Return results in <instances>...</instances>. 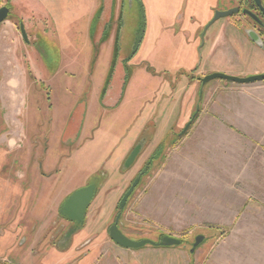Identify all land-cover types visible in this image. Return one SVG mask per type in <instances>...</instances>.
<instances>
[{
    "label": "rangeland",
    "instance_id": "obj_1",
    "mask_svg": "<svg viewBox=\"0 0 264 264\" xmlns=\"http://www.w3.org/2000/svg\"><path fill=\"white\" fill-rule=\"evenodd\" d=\"M142 1L146 29L126 71L119 62L135 43L140 10L135 7L123 18L112 87H120L124 75H128V88L124 92L126 85L123 87L121 103L111 108L102 104L99 95L110 74L114 44L111 48L108 43L98 46L88 37L93 0H0V7H10L8 18L0 23V148L6 152L17 147L9 155L11 162L7 159L5 163L0 156V176L7 172L9 163L23 156L18 160L20 171L11 167V174L4 177L18 188L24 177L19 172L23 173L26 163L31 165V176H26L24 183L29 182L34 191L35 217L47 224L50 218L42 215L45 205L51 204V215L59 218V201L103 165L109 170L100 168L99 178L95 179L99 191L90 207L98 226L107 230L118 211L121 195L131 181H137L121 215L126 236L157 242L163 235H171L181 238L182 244L171 247L183 246L180 252L150 244L138 249L123 248L128 255H118L119 249L112 246L107 258L122 256L128 264H239L244 256L251 259L259 251L228 248L229 243L242 241L243 233L237 232L238 219L234 217L238 202H221L219 192L210 193L209 187L190 184L188 177V146L199 123L195 122L197 116L179 135L197 109L205 113L212 85H207L201 99V85H196L195 99L191 89H184L178 108L174 109L172 104L167 107L175 112V117L165 121L166 117H161V98L168 89L160 72L169 71L174 76L179 68L194 69L198 66L196 61H201V67L206 69H252L264 67V57H259L255 46L248 44L244 29L251 22L241 15L221 18L205 32L208 22L202 23V15L211 13L210 9L217 8L218 3L220 8L229 6L226 0ZM117 2L118 10L126 4V0ZM181 6L185 7L182 13L187 23L180 29L175 23L179 14L176 10ZM19 21L26 28V41L20 35ZM227 21L228 29L224 28ZM117 26L108 27L107 34L114 28L113 35L117 37ZM84 102L87 112L81 117ZM146 124L153 132L149 130V140L135 163L127 170H114L119 156ZM157 139L161 142L160 151L150 168L141 170L146 157L156 150ZM39 165L45 171H58L49 179H42ZM250 234L245 236L253 241L257 235ZM104 235L101 233L95 240L102 242L96 245L91 263L106 247L108 250L107 245H114ZM198 236L204 239L189 256ZM67 256L68 253L52 251L34 257L33 262L63 264L70 260ZM74 262L75 258L69 264Z\"/></svg>",
    "mask_w": 264,
    "mask_h": 264
},
{
    "label": "crops",
    "instance_id": "obj_2",
    "mask_svg": "<svg viewBox=\"0 0 264 264\" xmlns=\"http://www.w3.org/2000/svg\"><path fill=\"white\" fill-rule=\"evenodd\" d=\"M92 4L88 37L98 46L108 43L109 48H111L114 39V28L109 34H107V29L112 25L114 27V21L118 13V2L117 0H93ZM27 9L29 10L30 8L28 7ZM184 9L185 7L181 6L176 10L179 13L177 15L179 18L177 17V19L181 25L185 22L184 13H182ZM207 10H209L208 7ZM209 16L210 13L207 12L202 15V23ZM97 26H103L102 40L99 43H95L92 39ZM28 60L30 68H32L33 60L30 54ZM214 71L246 76L262 73L264 68L231 70L217 67L204 69L199 65L196 74ZM184 75L181 76L175 88L167 85L168 92L162 94L163 109L161 117H166L165 121H170L175 117V112L168 110L167 107L172 104L174 109L178 108L184 89H191L193 99H195L196 85H203L200 89L201 99L204 97L207 85H212L211 92L206 97L205 113H202V111L199 113L198 110L195 122L199 123L195 126L189 140V163L187 169L190 184L209 187L210 193L219 192L221 202H238L236 203L237 210L234 215L238 219L236 229L237 232L243 233L244 236L242 235V241L239 243H229L228 248L232 250L259 251L253 254L251 259H246L243 255L244 258L241 259L239 264H264V81L237 84L214 79L221 83H215L212 80L205 84H200L196 80H188ZM101 87L99 100L106 107L115 108L121 103L128 85H126L118 102V93L113 91L112 94L110 90L106 93L105 84ZM74 105L75 103L72 107ZM82 131L81 128L78 136L81 135ZM124 152L119 156V161ZM234 193H236L237 197H230ZM251 219L253 220L251 221ZM250 233L257 235L253 241H249V235L245 236V234ZM107 246L108 250L106 247L105 251H102L101 255L95 258L92 263L90 259L93 255L95 256L97 247L95 244L90 246L89 253L81 260L82 262L80 261V264H128L126 258L122 256L119 258H107V251L114 247L119 249L118 255L122 252L124 255H128L123 248L115 244ZM182 247L164 248L179 249L177 252H180ZM91 249L92 252H90ZM188 254L193 256V253Z\"/></svg>",
    "mask_w": 264,
    "mask_h": 264
},
{
    "label": "flooded vegetation",
    "instance_id": "obj_3",
    "mask_svg": "<svg viewBox=\"0 0 264 264\" xmlns=\"http://www.w3.org/2000/svg\"><path fill=\"white\" fill-rule=\"evenodd\" d=\"M231 1L236 2V3L234 4ZM225 2H227L229 6H226V7L224 6L220 8V5L218 3L217 8L210 9L211 10L210 16L204 23L210 22L216 10L223 11V10H228L231 8H237L238 9L237 12L233 13L232 15L228 17H223V18L226 20V18L235 16V15H241L242 18L249 20L251 22V26L244 29L246 39L249 42L248 44L255 46L256 49L254 52L255 53L257 52L259 57L261 56L264 57V12L262 11L261 7L256 3L255 0H226ZM260 4L262 7H264V0H260ZM135 7L136 6H133V9ZM127 9H128L127 4L121 5V7H119L117 17L114 21V27H115V24L118 25L116 28L117 37H115L114 35V39H113V44H114L113 49L115 50L114 51L115 52L114 66H113V71H112L110 80L106 84V85H111L108 89L112 93L113 91L116 92V89H117V87L116 89H113L112 79L114 78L113 75L116 69V64H117L116 61H117L118 52L120 49V45H119V41H121V38H120L121 31L120 30L124 23L123 18L126 17L129 13ZM143 9L145 11V7H143ZM243 10L250 11L255 16V18L249 14L244 13ZM218 20H216L215 22H217ZM20 23L23 24V22L19 21V26H20ZM208 23L206 25L205 32H206V29H208L213 24L211 23L208 25ZM229 23L230 22L228 21L225 22L224 28L228 29ZM235 23H237V21H235ZM175 24H177L180 29L183 26L178 21V19ZM233 26L236 29L239 27L237 24ZM145 27H146L145 12L144 13L142 12L140 28L138 32L136 33V37H135L136 40L133 45V48L130 51L128 57L123 59L121 62L122 68H124L125 71H126L127 66L129 65L130 58L132 57L134 53H136L138 49L137 45H139L138 43L141 41L145 33V29H146ZM185 27L186 26H184V28ZM23 28L26 33V28L24 24H23ZM18 29L21 35L20 27ZM114 33H115V30H114ZM227 34H225V36L228 38ZM250 35H253L254 37H256L259 43L252 40ZM26 37L28 39L27 35ZM242 45L247 46L245 43H243ZM195 65H198V66L201 65V61L200 63L196 61ZM198 66H195L194 69L192 70L182 69L180 71V68H179V70L178 69L176 70V74L174 76H172V74L170 75L169 71H162L160 73L167 80V85H178L181 79V76L184 74H185L184 76H186L188 80H192V81L196 80L198 83L202 84L201 79L209 73L196 74ZM163 72H167V74H163ZM127 80H128V75H124L122 85H126ZM142 130L140 131V133L142 132ZM140 133L137 135L136 139L139 137ZM136 139L132 141L131 144L128 146V148L125 150L122 158L120 159V161L118 162L114 170H117L118 168H120L123 158L125 157L128 150L133 146ZM157 140H158L157 141L158 146L156 150H153L146 157V160L143 162L141 170L142 169L148 170L150 168L151 162L155 158V154L158 153V151H160L161 142L159 141L160 139H157ZM16 148L17 147H14L12 151L8 149V151L6 152H3L4 149L0 148V156L3 157L2 159L5 163L7 162V159L10 160L9 155H11V153H13V151ZM21 157L23 156L17 157L14 159L13 163H9L7 172L4 175L0 176V264H42L41 262H37V263L33 262L34 257L40 255L41 253L49 254L52 251H57V252L64 253V254L68 253L67 259H70V260L69 261L65 260L63 264H69V262L72 261V259L74 258H75V262L73 264H80V261L83 260L89 253L90 246L94 244L98 245L100 242H102V240L95 242V240L99 237L101 233L105 234L104 235L105 239L107 238L111 243L115 244L116 246H119L116 243H114V241L109 237V228L113 224H116L117 228L124 235L127 234L125 230L122 228L123 226H122L121 215L132 193L127 197V200L125 201L123 207H121L120 204H121V200L124 194L130 188V186L133 184L134 181H131L129 187L121 195L119 206H118L119 207L118 211L115 213L113 221L108 225L107 230L106 229L103 230L102 227H99L97 223L98 222L97 219L96 218L93 219L94 217L92 216L93 214H90V207L92 203L94 202V199L99 191V186H97L95 179L99 178L98 172L100 171V168L101 167H103L104 169L106 168L103 165L100 168H98L95 172H93L89 177H87L85 179V182L82 184V186L87 185V184H93L95 188L97 189L96 194L94 195L91 203L87 207L86 212L83 216V222L80 224H77L76 222L69 220L68 218L64 217L62 214L59 213L60 205L63 203L64 199L70 194V192L73 191L71 190L59 201V203L61 202V204L60 205L58 204V207L56 210V214L57 216H59V218L53 217L51 215V208H52L51 204L45 205L44 214L42 215L44 217L50 218L49 222L45 224L43 222L41 223V220H37V218L35 217V213H34L35 208L33 207L34 203L32 201L34 191L30 189L29 182L26 184L24 183L25 177L31 176V174H29V171H28V169L30 170L31 167L29 166L31 165L26 163V167L28 168L27 170H25L26 167L23 168L24 174L19 172V175L24 176V177L21 180V183H18V188L16 187L17 186L16 184L10 183L9 179H6L4 177L6 174L8 175L11 174L10 173L11 167L13 168L16 167L18 170V164H19L18 160H20ZM9 162H11V160ZM39 166H40L39 175L42 177V179H49L53 173H56L58 171V169L53 170V171H45L42 168V165H39ZM17 170L13 172L15 176H16ZM106 170H109V169L106 168ZM101 175H104V173L102 172ZM91 178L92 180L90 181ZM22 185H23V188H21ZM137 185H138V182H136L133 191L135 190ZM41 246H43V249H41ZM43 251H45V253H43Z\"/></svg>",
    "mask_w": 264,
    "mask_h": 264
},
{
    "label": "water",
    "instance_id": "obj_4",
    "mask_svg": "<svg viewBox=\"0 0 264 264\" xmlns=\"http://www.w3.org/2000/svg\"><path fill=\"white\" fill-rule=\"evenodd\" d=\"M256 3L261 7L262 11L264 12V7L261 6L260 0H255ZM126 4L128 7V11H131L133 9V6L138 7L137 3L135 0H126ZM10 7L4 5L0 7V23L4 22L8 16H9V9ZM139 8V7H138ZM237 8H231L228 10H223L219 11L216 10L214 12V15L210 22L208 23L211 24L215 22L216 20L223 18V17H228L232 15L233 13L237 12ZM244 13L249 14L255 18V16L248 10H243ZM20 31L23 39L26 41V33L23 28V24L20 23ZM122 28V27H121ZM102 35H103V26H97L95 27V31L93 33L92 39L95 43H99L100 40H102ZM251 39L258 42V39L254 37L253 35H250ZM259 43V42H258ZM133 48V47H132ZM129 55V53H128ZM128 55L123 56L120 58V64L123 59L128 57ZM122 65V64H121ZM117 66V65H116ZM213 79H221L226 82H231V83H237V84H248V83H254L258 81H264V72L262 73H256V74H250L246 76H235V75H228L223 72L219 71H214L211 72L207 75H205L201 81L202 84H205L209 82L210 80ZM111 85H105L106 90L110 87ZM125 85H120V87L117 85L116 93H118V99L122 96L123 93V87ZM203 85H201L202 87ZM120 89V92H119ZM109 91V89L106 91V93ZM201 93V90H200ZM84 112H86V102L82 103L81 105V117L83 116ZM198 114V109L196 112L191 116V119L186 123L182 131L179 133V135H182L183 133L186 132V130L189 128L190 124L193 122V120L196 118ZM150 126H145L140 133L139 137L136 139L134 142L133 146L131 147L130 151L127 153L125 158H123L121 162L120 169L122 170H127L129 169L136 161L137 157L139 156L140 152L144 148L145 143L149 140V134L150 131L153 132V129H149ZM80 130V129H79ZM150 130V131H149ZM79 134V133H78ZM137 181H134L133 184L130 186V188L126 191L124 194L120 206L123 207L125 201L127 200V197L132 193L134 186ZM97 189L93 184H87L82 187H79L72 192L64 199L63 203L59 207V213L62 214L64 217L68 218L69 220L76 222L77 224H80L83 222V216L86 212L87 207L91 203L94 195L96 194ZM109 237L119 245L120 247L127 248V249H138L140 247L145 246L146 244H150L156 247H171V246H176V245H182L181 244V238L171 236V235H163L159 241H153L151 239H138V240H132L128 238L126 235H124L116 226V224H113L109 228ZM204 239V236H198L195 240V242L192 244V248L190 249V253H192Z\"/></svg>",
    "mask_w": 264,
    "mask_h": 264
},
{
    "label": "trees",
    "instance_id": "obj_5",
    "mask_svg": "<svg viewBox=\"0 0 264 264\" xmlns=\"http://www.w3.org/2000/svg\"><path fill=\"white\" fill-rule=\"evenodd\" d=\"M136 1V3H137V5H138V7H139V10H140V12L142 13H144V9H143V1L142 0H135ZM115 51V50H114ZM114 56H115V52H114ZM113 66H114V59H113V62H112V65H111V69H110V74L108 75V79H107V81H106V84H107V82H109V80H110V77H111V74H112V71H113Z\"/></svg>",
    "mask_w": 264,
    "mask_h": 264
}]
</instances>
